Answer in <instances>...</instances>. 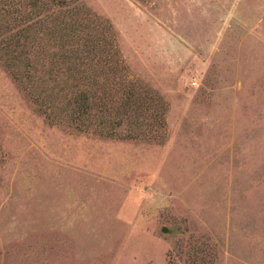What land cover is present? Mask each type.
Instances as JSON below:
<instances>
[{"label":"rangeland","instance_id":"rangeland-1","mask_svg":"<svg viewBox=\"0 0 264 264\" xmlns=\"http://www.w3.org/2000/svg\"><path fill=\"white\" fill-rule=\"evenodd\" d=\"M79 1L163 123H49L0 62V264H264V0Z\"/></svg>","mask_w":264,"mask_h":264},{"label":"trees","instance_id":"trees-1","mask_svg":"<svg viewBox=\"0 0 264 264\" xmlns=\"http://www.w3.org/2000/svg\"><path fill=\"white\" fill-rule=\"evenodd\" d=\"M0 62L49 123L155 138L164 104L134 77L107 20L79 0H0Z\"/></svg>","mask_w":264,"mask_h":264},{"label":"water","instance_id":"water-1","mask_svg":"<svg viewBox=\"0 0 264 264\" xmlns=\"http://www.w3.org/2000/svg\"><path fill=\"white\" fill-rule=\"evenodd\" d=\"M161 231L162 232H169V230H167L165 227H161Z\"/></svg>","mask_w":264,"mask_h":264}]
</instances>
